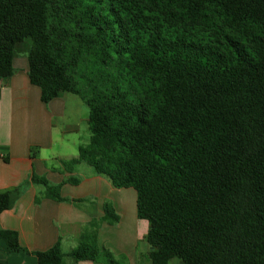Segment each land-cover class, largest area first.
I'll use <instances>...</instances> for the list:
<instances>
[{
  "label": "trees",
  "instance_id": "trees-1",
  "mask_svg": "<svg viewBox=\"0 0 264 264\" xmlns=\"http://www.w3.org/2000/svg\"><path fill=\"white\" fill-rule=\"evenodd\" d=\"M19 56L45 104L67 92L89 109L68 177L33 175L49 198L65 201L85 165L136 191L147 264H264V0H0V80ZM21 193H0V215ZM104 211L38 264H122L98 244L102 222H120ZM0 242L30 254L1 224Z\"/></svg>",
  "mask_w": 264,
  "mask_h": 264
},
{
  "label": "crops",
  "instance_id": "crops-1",
  "mask_svg": "<svg viewBox=\"0 0 264 264\" xmlns=\"http://www.w3.org/2000/svg\"><path fill=\"white\" fill-rule=\"evenodd\" d=\"M14 68L10 78L0 80V193L15 188L22 193L12 208L2 212L0 224L16 231L30 254L9 255L0 242V264H38L34 253L57 242L64 252L71 251L78 246L83 230L104 217V204L110 198L120 222H102L98 244L116 258L122 257L123 264H147L146 256L152 250L145 239L149 224L138 217L135 203H116L112 196L121 191L107 179L80 165L81 170L74 173L81 178L80 184H64L61 195L66 200L61 202L49 198L46 187L33 181L34 174L51 184L68 177L63 161L78 156L79 134H89V109L79 96L67 92L45 104L40 88L30 82L27 58L16 57ZM73 136V151L77 152L67 153L64 143ZM175 260L179 259L170 264H183Z\"/></svg>",
  "mask_w": 264,
  "mask_h": 264
},
{
  "label": "rangeland",
  "instance_id": "rangeland-1",
  "mask_svg": "<svg viewBox=\"0 0 264 264\" xmlns=\"http://www.w3.org/2000/svg\"><path fill=\"white\" fill-rule=\"evenodd\" d=\"M84 107L86 108V106H84ZM79 136H81V139H80V142H79L80 144H82L84 142H87L89 140V134H87V133L82 132L81 134H79ZM73 138H76V136L71 137L69 141H66V143H64V147L66 148V150H67L66 152L67 153L77 152V151H73L74 148H75V144H74V142L72 140ZM74 141H77V140L75 139ZM86 167H88V166H85L84 169H88ZM77 169H78V171L81 170L79 167ZM115 189H116V191H121L119 194L112 196L113 198H115L117 200L116 203H135L136 204L137 196H136V191L133 188H122L120 190L118 188H115ZM108 201L112 202L113 200L110 198V199H108ZM117 259L121 260L123 258L122 257H118ZM175 261H179V260H175Z\"/></svg>",
  "mask_w": 264,
  "mask_h": 264
}]
</instances>
